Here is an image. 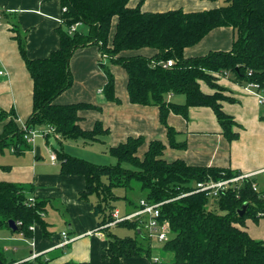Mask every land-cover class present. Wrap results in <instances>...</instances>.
Here are the masks:
<instances>
[{"label":"trees","instance_id":"1","mask_svg":"<svg viewBox=\"0 0 264 264\" xmlns=\"http://www.w3.org/2000/svg\"><path fill=\"white\" fill-rule=\"evenodd\" d=\"M56 1L62 9L60 26L56 29L58 49L47 58L30 59L26 55L25 37L18 33L14 37L33 83L32 112L25 125L32 129L46 126L53 129L52 135L58 143L52 147V153L58 161L60 175L83 178L84 189L78 193V199L89 202L90 197L96 198L92 208L99 220L97 228L113 221L112 213L116 209L113 203L120 199L128 212L140 208L141 199L148 204L163 203L159 220L168 225V239L161 244L160 255L163 258L168 255L171 264H264V241L253 238L246 228L247 221L257 225L264 220V191L262 187L259 191L251 187L258 180L244 179L237 188L220 192L216 198H209L204 192L188 194L196 183L217 182L240 173L164 158L167 148L184 147L176 141L177 132L168 125V116L174 114L187 119L189 108H210L225 139L231 142L237 137L233 132L236 123L221 105L223 101L234 100L224 94L218 75L228 73L239 85L256 83L264 89V0H224L223 6L200 12L176 9L159 13L143 11L142 2L130 7L129 0ZM73 26L76 27L71 31ZM218 28L233 31L230 50L186 55L187 49ZM91 46L99 53L97 63L106 79L102 89L104 100L120 103L110 70V66H118L126 75L129 102L157 108L159 122L166 130L165 143L147 142L143 136L127 137L108 148L109 155L116 160L112 165L95 164L63 151L64 141L82 140L92 144L102 142L109 134V129L98 120L91 129L80 125L82 111H100L99 107L81 102L57 103L58 97L73 84L70 68L73 53ZM167 61H172V65L164 68ZM201 83L213 93H204ZM170 95L182 96L184 103L170 101ZM15 119L13 110L0 109V121L5 122L0 150L11 149L21 155L32 147L24 140V132ZM143 146H146L144 151ZM116 189L140 191L143 197L134 202L126 195L117 196ZM31 191L29 186L0 182V228H8L9 220L20 221L16 232L26 239L33 237L30 227H39L43 237H50L49 225L43 217L50 202L34 200L29 204L27 194ZM243 205L247 206L246 210L239 216ZM114 227L132 230L134 235L119 237L111 233V227L102 229L107 239L105 259L109 264H121L122 259L128 258L152 259L153 242H157L147 236L141 225L125 221ZM0 264L52 263L40 256L16 263L7 261L0 252Z\"/></svg>","mask_w":264,"mask_h":264},{"label":"crops","instance_id":"2","mask_svg":"<svg viewBox=\"0 0 264 264\" xmlns=\"http://www.w3.org/2000/svg\"><path fill=\"white\" fill-rule=\"evenodd\" d=\"M140 2L143 11L158 13L176 9L200 12L217 7L214 1L209 0H129V6L135 7ZM61 14V6L56 0H0V109L6 112L13 110L19 128H22L32 112L33 83L14 37L17 33L25 37L28 58H47L59 47L56 29L60 26ZM233 38L234 33L230 28L214 29L185 53L192 57L205 55L210 51H228ZM98 58L99 53L93 46L78 49L73 53L70 68L75 79L74 85L78 88L74 91L72 87L68 89L58 97L57 103L81 102L99 107L100 111H82L80 125L84 129H91L95 121H101L104 127L109 129L108 136L113 133L110 147L125 141L127 137L136 136H143L147 142L160 140L165 143L166 130L159 122L157 108L131 104L125 90L126 78L122 81L124 95L118 93L119 86L116 81V94L120 103H108L104 97L101 103L94 101V93L102 94L101 87L106 82L105 75L97 63ZM113 68L115 69V66H111V69ZM218 84L225 89L224 94L234 100L223 101L221 105L223 111L235 121L233 132L237 137L231 142L225 139L210 108H189L187 119L174 114L168 116V125L177 132L176 141L184 144V147L167 148L164 158L167 161L181 159L193 166L218 167L240 174H257L264 170V121L260 117V106L256 98L246 91V86L233 82L228 73L218 75ZM200 87L204 93H213L204 83H201ZM168 99L178 104L184 103L181 96L170 95ZM4 123L0 121V134ZM55 138L49 135L36 140L34 151L21 155L14 154L11 149L0 150V182L31 187L32 191L27 197L37 201H49L48 207L59 217V223H56L55 219L49 217L48 211L43 215L49 225L48 231L52 234L50 237H43L39 227L33 228V237L30 239L9 227L0 228V252L7 261L16 263L25 262L35 253L44 260H50L52 264H109L105 259L107 239L103 230L97 228L99 220L92 208L96 198L92 201L90 197L89 202L78 199V193L84 189L83 178L60 175L57 160L40 161L42 147L50 153L53 152L52 147L57 146L58 141ZM62 147L66 152L64 143ZM37 148L39 156L35 154ZM145 148L146 146H143L142 150ZM5 151L9 152V157ZM255 178L258 180V186L262 187L264 181L261 175L257 174ZM250 223L252 222H246L249 234L253 233V238L264 241V220L259 221L257 228H253ZM63 232L74 241L65 247L57 248ZM8 241L16 244L12 248L13 256L10 257L7 256L9 247L2 245ZM31 241L34 243L33 247L30 245ZM152 247L151 260L128 258L122 259L121 264H171L169 256L161 257V245ZM18 252H21V255L15 257ZM154 258L159 261L154 262Z\"/></svg>","mask_w":264,"mask_h":264},{"label":"built area","instance_id":"3","mask_svg":"<svg viewBox=\"0 0 264 264\" xmlns=\"http://www.w3.org/2000/svg\"><path fill=\"white\" fill-rule=\"evenodd\" d=\"M73 26L70 28V30H74ZM172 65V61H167L163 67L167 68ZM2 72H0V75ZM223 75H226L223 74ZM246 91L254 96L257 100L258 105L261 108H264V89H262L258 84L256 83H249L246 85ZM261 119L264 120V110L261 114ZM24 132L23 138L32 147V151H34L35 146V139L39 136L46 137L48 135L53 134V129L49 126H46L43 129H32L27 127L25 124L21 128ZM50 160L55 162L56 156L52 153L50 155ZM258 175H261L263 181H264V170L257 173ZM257 174H239L235 177H232L230 179L220 180L217 182H206V183H196L194 189L188 193H198V192H204L209 198H216L220 194V192H224L226 190H229L230 188H237L238 184H240L244 179H250L255 178ZM253 191H259L258 184L253 183L252 184ZM262 189L264 191V184L262 186ZM187 195V194H185ZM185 195H182L180 197H183ZM29 204H33L34 200L29 198L28 199ZM163 203L158 204H148L144 199H141L139 201L140 208L135 209L133 211H127L124 214H120L117 209H115L112 213L113 221L100 227L99 230L107 228V227H114L116 224L121 222H136L139 225L142 226L144 232H146L147 236L152 240L156 241L158 244H163L168 239V225L165 222H161L159 220L160 218V206H162ZM15 226L19 227L21 226V222L17 221L15 222ZM34 227H30V229L33 231ZM22 235V233H20ZM23 236V235H22ZM61 242L56 245L57 248L65 247L66 245L70 244L74 241V239L69 238L66 232H63L61 234ZM30 245L33 247L34 243L31 241ZM38 257L37 254L32 253L31 256L26 261H33ZM154 261H157V259H154Z\"/></svg>","mask_w":264,"mask_h":264},{"label":"rangeland","instance_id":"4","mask_svg":"<svg viewBox=\"0 0 264 264\" xmlns=\"http://www.w3.org/2000/svg\"><path fill=\"white\" fill-rule=\"evenodd\" d=\"M214 3H216L217 7L223 6L225 4L224 0H216V1H214ZM104 64L107 65L106 60L104 61ZM110 70H111L112 74L114 75L115 79H117L116 81H118V86H119V92L118 93L121 95H124L125 90L122 87V81L124 78H126L124 71L118 66H115V69L114 68L111 69V66H110ZM74 83H75V79H74V75H73L72 91H74L78 88V86L74 85ZM101 88L103 89V86ZM94 95H95V100H94L95 102H97V103L103 102L102 101L103 97H104L103 93L100 95H96V92H95ZM181 98H183V97L181 96ZM263 110H264V108L260 107V117H261ZM112 134L109 136L108 135L104 136L102 138V142L93 143V144H84L82 140L64 141L63 143H64L65 151L68 152L69 155L76 156L78 158L87 160V161L95 163V164H101V165L115 164L116 163L115 158L110 156L108 153V148L110 147V145H112L111 144V140L113 139ZM41 138H43V137H41V136L37 137L35 139V142H37L36 140H41ZM42 148H43V150H42V154L40 155L41 156L40 161L41 160H48V159L50 160V155L52 152H50V153H49V151L46 152L45 148L44 147H42ZM5 154H6V156L9 157L8 151H5ZM6 159H7V157H6ZM125 167H127V166L125 165ZM114 193L120 197L121 196L123 197L126 195L128 198L132 199L134 202H138V200L141 197H143V193L140 191L125 192L123 189H116L114 191ZM94 199H95V197H92V201H94ZM113 205L115 206V208L119 211V213L121 215L126 213V204L122 199L113 203ZM52 210L53 209L51 207L47 208V211L49 212V217H52L53 219L56 220V223H59L58 222L59 221L58 214ZM250 224L253 226V228L259 227V225H256L254 223H250ZM58 225H60V224H58ZM260 226H262V225L260 224ZM110 231H111V233H113L119 237H129V236L134 235V232L132 230L122 228V227H111ZM251 235H253V233H251ZM156 244L158 245V243H156ZM156 244L153 242V245H156ZM2 245H5V246L9 247V249H10V251L7 253V256H9V257L13 256L12 248L16 245L15 242L8 241V242H4V244L2 243ZM22 252H24V251L22 250ZM20 255H21V252H18L17 254H15V257H19ZM167 256H165V257H167Z\"/></svg>","mask_w":264,"mask_h":264},{"label":"water","instance_id":"5","mask_svg":"<svg viewBox=\"0 0 264 264\" xmlns=\"http://www.w3.org/2000/svg\"><path fill=\"white\" fill-rule=\"evenodd\" d=\"M35 154H36L37 156H39V149H38V148L35 150ZM246 207H247L246 205H243L242 208L238 211L239 216H241V215L245 212ZM8 227H9L11 230H13V231H16V230H17V228H16V226H15V222L12 221V220H9V221H8Z\"/></svg>","mask_w":264,"mask_h":264}]
</instances>
